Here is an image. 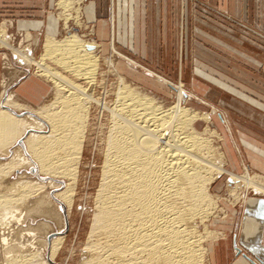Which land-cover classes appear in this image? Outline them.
Segmentation results:
<instances>
[{
    "label": "bare ground",
    "instance_id": "1",
    "mask_svg": "<svg viewBox=\"0 0 264 264\" xmlns=\"http://www.w3.org/2000/svg\"><path fill=\"white\" fill-rule=\"evenodd\" d=\"M68 2L59 0V5ZM68 19L64 18V24ZM73 19L77 24L78 14ZM96 48L76 34L59 41L46 37L37 70L52 85V101L32 107L6 88L0 95V158L9 154L0 164V176L19 164L26 165L30 174H34L31 172L34 169L43 178L49 177L46 182L20 179L15 190L37 196L45 187L58 190L60 186V192L48 194L56 203L57 213L63 212L64 207L71 210L76 195L89 108L95 99ZM15 57L22 64H29L32 59ZM49 61L55 69L47 65ZM148 73L162 84L185 93L163 77ZM116 76L118 87L109 110L110 127L84 246L86 257L83 255L81 264H207L205 243L217 236L208 230L207 216L219 207L213 205L209 187L222 176L225 166L220 147L211 143L215 131L208 127L209 117L192 112L182 102L166 108ZM202 122L205 127L199 131ZM218 140L221 141L219 137ZM249 172L244 170L246 187L258 184L260 179ZM57 178L66 180L62 187L54 183ZM231 181L235 188L240 185V178ZM11 201L7 200L5 205L10 206ZM46 205L37 202L34 211L42 209L43 218L52 223L57 219ZM9 206L0 212V243L6 250L18 248L12 258L9 255L5 258V264L52 262L64 237L51 239L45 223L37 227L43 231L41 237L35 231L37 228L25 230L18 237L20 241L13 238L15 243L11 244L8 240L12 234L5 236L4 230H9L13 223L21 226L26 217L22 210L16 217L17 211ZM221 213L224 215L222 210ZM196 220L203 223V236L195 228ZM37 239L44 242L40 249L35 246Z\"/></svg>",
    "mask_w": 264,
    "mask_h": 264
},
{
    "label": "rangeland",
    "instance_id": "2",
    "mask_svg": "<svg viewBox=\"0 0 264 264\" xmlns=\"http://www.w3.org/2000/svg\"><path fill=\"white\" fill-rule=\"evenodd\" d=\"M187 1L189 2L190 0ZM31 2L32 0H23V2L20 0H0V95L3 89L6 88L7 92H13L15 95L19 96V100L22 103H26L32 107H38V105L44 103L49 104L53 98L52 85L47 77H41L39 70H37L38 61L42 56L41 54H43V43L46 37L54 38L56 41H59L71 34H76L84 42L92 43L97 46L95 55L97 57L98 70L93 88V97L95 99L89 108L86 140L79 167V181L72 209L67 211L66 207H64V213L60 211L57 213L56 203L49 198L48 194L54 195L60 192V186L58 190L45 187L42 190V194L37 196H31L30 193L23 194L21 193L22 191L18 192L15 190L20 179L34 180V178H36L40 182L49 180V177L43 178L38 175L34 169L31 170L34 174H30L26 165L18 164L15 168L7 170V173L0 176V212L1 209L9 206H6L5 202H7V200H12L9 207L17 211V214H15L16 217L20 216L19 213H21L22 210L26 218L21 226L13 223L9 230H4V235L6 236L9 234L10 237V234H12L11 240L8 241L10 243L12 241L11 244H13L25 230H35L39 225L46 223L49 226L48 230L51 233V239L56 236L64 237L60 250L55 254L52 262L48 264H81L86 257L84 246L87 242L88 232L92 222L93 198L99 183L100 165H102L103 152L105 149V136H107V129L110 127L109 110L110 106L113 104L112 102L115 101L114 94L118 87V78L116 74L123 77L126 82H129L131 85L130 87L133 88L136 86V88L144 91L140 92L141 94L146 93L150 95L155 98L154 100L156 102L159 104L161 103L160 105L166 108L172 106L175 102H182V106L189 108L192 112L208 116V127L210 131H215V133L212 132L211 140L214 142L211 141V143L214 146L220 147L223 153L222 147L225 128L218 123L216 118L218 110H216V108L218 109L221 107L222 103L225 105L230 103L227 99L228 93L227 91H223L220 86L207 82L202 76L196 73L195 69L197 64L201 66L205 64L206 57H209L210 60H220L222 53L206 52L204 49L198 53H191L189 51V46L188 51H183L182 54L172 50V47H164L163 49L166 51L160 50L146 53L132 52L128 44L122 41V30L119 32V37L115 34L116 31L114 36H110V29L105 31L107 34L106 36L100 37L96 34L97 23H100L99 21H107L110 23V0H96V19L98 22L96 21L92 24L87 23L82 15V8L87 1L69 0V2L62 7L59 5V0H54L52 4H34ZM197 3L199 6L211 10L218 14V16L227 20L231 27H240L244 29L249 33V40L253 42L256 40L264 45V35L262 33H258L248 26L228 18L226 14L217 9L216 0H203L197 1ZM75 9H78V11ZM29 12H37V14L32 15L29 14ZM77 14L78 23L76 24L73 17ZM64 18H69L66 24H64ZM49 20L53 21L49 22ZM29 22L37 24H27ZM48 22L49 24L47 25ZM51 24H54L55 30L58 24V31L56 34L55 32H53L54 34L48 32L47 29ZM139 32L142 34L143 30L140 29ZM126 33L129 34V30H127ZM146 33H148V30H146ZM134 34H137L136 31ZM190 39L189 36L183 37V40L188 44L190 43ZM16 55L24 56V58L30 56L32 59L29 64L27 62L22 64V62L15 57ZM123 57L132 61L133 65L128 63ZM49 62H47V65L55 69L53 68L55 65L52 62H50V65ZM56 69L58 68L56 67ZM57 71L60 70L58 69ZM198 71H201L203 74L206 72V74L210 73V75H212V71L215 70L210 71L202 67L199 68ZM235 71H237V69H235ZM148 72L163 77L169 83H172L171 85H177L179 88L184 89L185 93L180 95L181 91H176L172 87L155 80ZM218 72L221 73L220 70H217L214 74ZM77 83L80 84L81 82ZM179 83H181V85ZM22 86L25 88L24 91H29L28 93H30L33 98H28V100H26L19 94ZM1 98L2 97H0V99ZM225 98L226 100L224 101L223 99ZM219 99H222V101ZM204 127V122L199 123L198 130L202 131ZM218 137L222 140L219 141ZM5 156L4 158L1 156L0 164L8 159L9 154ZM225 169L229 170L228 166H225L224 170ZM244 174L243 170H239V172L232 174L227 172L209 187L212 201H215L213 205L219 207L215 212L213 211V215L210 213L211 215L207 216V228L209 231L222 233L223 236H217L220 239L214 242L215 255L213 259L210 258V262H208V252H206L207 264H240L238 263L239 257L235 255L233 247L235 246L234 241L236 242L234 239H236L238 235L237 227L240 220L239 213L243 208L244 200L242 197L245 194V198L253 199L264 196V176H259L260 179L257 180L258 184L246 187L244 183L247 177ZM249 174L251 175V172H249ZM233 178H240V185L236 186V188L231 181ZM57 179L59 181H54V183H59L61 187L63 186L62 184L66 182L65 179ZM230 190L233 192H229ZM232 194L233 196H230ZM37 202H45L47 204L45 208L49 207L48 210H50V214L56 217L57 220H52L53 222L51 223L49 219L43 218L45 215L42 213V209L38 208L39 210L37 209V211H34ZM221 210L224 212L225 216L221 213ZM233 212H237L238 215L234 217L232 215ZM195 223V228L198 233L203 236V223L198 220H196ZM62 225H64V228L61 234L57 235L56 232L61 229ZM35 231L38 232L39 236L43 233V231L38 228ZM13 234L15 237H13ZM13 238H15V240ZM24 238L27 239L26 236ZM211 239H207L208 241L205 243L206 249H208L207 244L214 240V238ZM36 242L37 244L35 246L39 249L44 245L41 239H37ZM17 248L18 247L13 246L6 250L0 243V264H5L4 261H6L5 258L8 257V255L9 258H12L13 255L17 254ZM46 254L47 252L45 253L47 259L48 254Z\"/></svg>",
    "mask_w": 264,
    "mask_h": 264
},
{
    "label": "crops",
    "instance_id": "3",
    "mask_svg": "<svg viewBox=\"0 0 264 264\" xmlns=\"http://www.w3.org/2000/svg\"><path fill=\"white\" fill-rule=\"evenodd\" d=\"M53 1L32 0L34 4H52ZM83 1H87L82 8L85 21L89 24L95 23L96 0ZM197 1L110 0V23L99 21L96 34L100 37L106 36L105 31L110 29V36H114L116 31L115 34L119 37V32L122 30L123 40L122 38L121 40L128 44L132 52L166 51L164 47H172V50L182 54L183 51H188L189 46L191 53H198L203 49L206 52L222 53L220 60H210L206 57L203 66L198 64L195 66L197 74L228 93L227 99L230 103L228 105L222 103L221 107L216 108L219 111L216 113L218 123L225 128L222 151L225 166L229 168L224 170V166L222 175L227 172L232 174L239 170H247L262 177L264 176V45L256 40L255 42L249 40V33L244 29L231 27L227 20L199 6ZM216 4L217 9L231 20L264 35V0H216ZM29 14L36 15L37 12H29ZM140 29L143 30L142 34L139 32ZM47 30L56 34L58 24L56 30L54 24L49 25ZM127 30L129 34L126 33ZM185 36L191 38L189 44L183 40ZM202 67L215 71H212V75L209 72L203 74L198 71ZM217 70L221 73L215 75L214 72ZM24 89L22 86L19 94L26 100L33 98L29 91L26 92ZM223 100L225 101L226 98ZM232 215L235 217L238 214L233 212ZM239 217L238 235L234 239L236 242L234 241L233 247L235 255L239 257L238 263L264 264V196L256 199L245 198ZM212 232L215 233L213 236H223L222 233ZM215 237L207 244L208 262L215 255L214 242L220 239Z\"/></svg>",
    "mask_w": 264,
    "mask_h": 264
}]
</instances>
